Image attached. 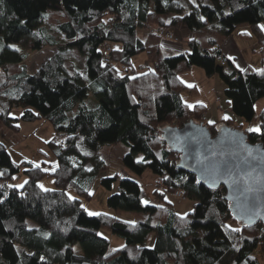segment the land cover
Returning a JSON list of instances; mask_svg holds the SVG:
<instances>
[{
	"label": "trees",
	"instance_id": "1",
	"mask_svg": "<svg viewBox=\"0 0 264 264\" xmlns=\"http://www.w3.org/2000/svg\"><path fill=\"white\" fill-rule=\"evenodd\" d=\"M239 25L251 26L264 52V0H0V123L17 133L21 122H50L57 160L38 168L31 160L16 162L0 140V264H264V224L236 221L225 189L197 183L179 169L180 154L161 136L163 127L190 119L213 135L222 125L236 126L233 119L209 123L205 104L185 101L200 89L180 75L197 66L224 81L234 113L256 119L264 75L218 60V45ZM163 27L187 28L194 36L185 50H172L155 30ZM106 44L111 64L104 60ZM49 46L56 53L31 73L27 57ZM73 51L84 57V69ZM143 52L148 64L137 74L134 59ZM91 94L96 99L89 105ZM258 121V132L244 131L252 143L264 144V109ZM105 143H123L128 170L139 176L151 171L162 181L153 194L164 204H144L142 183L116 174L99 179L110 190L119 183L107 198L115 214L88 215L81 205L93 198L106 167L99 152ZM21 171L27 183L11 185ZM51 176L55 188L44 191L39 182ZM171 193L196 201L193 210L177 213L166 200ZM29 220L37 226L30 228ZM102 229L125 243L110 251Z\"/></svg>",
	"mask_w": 264,
	"mask_h": 264
},
{
	"label": "rangeland",
	"instance_id": "2",
	"mask_svg": "<svg viewBox=\"0 0 264 264\" xmlns=\"http://www.w3.org/2000/svg\"><path fill=\"white\" fill-rule=\"evenodd\" d=\"M177 30V31H176ZM186 29L182 27L175 28L176 34L180 37L179 43H169L164 41L166 48H171L172 50L184 49L188 44V39L193 37H188L187 34L183 35L182 32H185ZM180 31V32H179ZM251 26L248 25H239L231 36L221 44L223 51L229 55V43H233L232 46L236 48L235 53L231 54L232 61L234 62L235 67L239 69H243L245 66H250L253 69L260 70L264 64L263 56L264 52L262 50V44H259L257 37H251ZM57 48L55 47H45V49L36 51L30 56L27 57V65L28 69L31 73L36 72L38 67L46 61L51 55L55 54ZM72 56L74 60L77 62L78 66L84 69V57L79 54L77 51L72 52ZM135 64H137V74L142 73L145 70V66L148 64L146 59V54L143 52L138 55L134 59ZM244 63V65H243ZM247 63V65H246ZM240 67V68H239ZM245 69V68H244ZM181 78L185 83L190 85H197L200 88L199 97L193 98L190 96H185V101L189 104L194 105L195 103L203 102L208 105V121H216V119L221 117H229V119H234V124L236 126H241L244 124L243 129L251 128V129H259L260 123L258 121V116L261 114V111L264 109V97L255 104V112H257V117L253 122H247L244 118L238 116L233 110L230 109L231 103H229L228 98L224 92L225 83L221 80L220 76H207L205 71L197 66L193 67L191 70L187 71V73L181 74ZM94 95L88 97L86 102L89 105L93 104L95 101ZM78 107L74 108L70 111L69 116H73L78 112ZM219 122V121H218ZM21 130L19 132H13L9 128L5 127L0 123V127L2 128V132L0 131V140L8 146L9 151L13 159L18 162L22 159L31 160L35 164L46 163L47 165L56 164V157L53 154V150L51 149V137L53 135V128L50 122H46L44 119H38L35 122H21ZM100 157L105 162L106 167L100 173V177L95 181L94 186L91 190L93 194V198L83 199V206L86 207L87 212H95V213H109L115 214L114 209L107 205V198L113 193L117 192L118 181L115 182L113 188L110 190L107 187H104L99 183V179L105 176H114L119 175L121 178H131L137 182H141L144 186L145 192H148L149 185L146 182L147 173L139 176L135 173L131 172L124 166L123 158L127 152H129V148L123 143H105L100 149ZM76 160V157H73ZM88 168H92V164H87ZM51 166L49 167V169ZM152 173V172H151ZM13 180L11 181V185L18 186L23 185L27 180V177L21 172L13 176ZM51 182L52 185L50 183ZM43 185L46 189L55 188L53 177H45L39 182V185ZM154 185V184H153ZM162 185V181L157 179L153 189L160 187ZM68 193L70 196H77L74 189H69ZM154 193V192H153ZM149 194L146 197V200L150 203H154L157 205L164 204V201L155 197L154 194ZM166 200L168 202H173L174 209L179 214H187L191 210H193V206L196 201L186 198L179 197L178 193H171L166 196ZM37 223L34 220H29V227H36ZM100 234L110 240V251L118 249L119 246H122L125 243L124 237L121 235H117L110 231L109 229H102ZM155 235L151 234V239L148 243L151 246L154 243ZM75 250L78 253H83V249L80 243H77L75 246Z\"/></svg>",
	"mask_w": 264,
	"mask_h": 264
},
{
	"label": "water",
	"instance_id": "3",
	"mask_svg": "<svg viewBox=\"0 0 264 264\" xmlns=\"http://www.w3.org/2000/svg\"><path fill=\"white\" fill-rule=\"evenodd\" d=\"M162 138L177 153L180 154L178 168L193 174L201 183L211 188L223 187L224 198L230 201V210L233 218L245 226H253L261 221L264 224V144L252 143L249 134L236 126L222 125L213 135L209 127L203 122L197 123L194 119L182 126L168 125L162 128ZM195 137L196 139H192ZM199 141L197 143L196 141ZM234 152L235 155H225L234 163L248 160L250 166L240 164L234 167L231 181L215 180L212 174L202 176L200 165L196 163V153L210 155L211 150ZM251 191L244 192L245 188ZM243 193V194H242Z\"/></svg>",
	"mask_w": 264,
	"mask_h": 264
},
{
	"label": "snow or ice",
	"instance_id": "4",
	"mask_svg": "<svg viewBox=\"0 0 264 264\" xmlns=\"http://www.w3.org/2000/svg\"><path fill=\"white\" fill-rule=\"evenodd\" d=\"M190 2L195 3V0H190ZM201 19H203V17H201ZM264 27V26H261ZM13 47V46H10ZM17 51H19V49H16ZM229 59H232L231 57H229ZM244 69H241V71H243ZM260 72L261 75H264V69H260L257 70ZM132 79H135V77H131ZM225 120L229 119V117L225 116L224 117ZM209 123H212L211 121ZM249 131H259V129H249ZM192 139H196L195 137H192ZM197 143H199V141H196ZM235 155L234 152H230V153H226L225 151H217L215 149L211 150V154L204 156L202 153H200L199 151H197L196 153V163L198 165H200V170H201V174L202 176H207L208 174H212L213 178L215 180H219V179H224L225 177H227L228 179L225 180V183H228L229 181H231L232 184H237L236 180L232 179V172H233V168L234 167H239L240 164H246L250 166V162L248 160H241L240 163H234L233 161L229 160V159H224L225 155ZM143 160V158H141V161ZM35 167H39V164H35ZM0 175H3V173H0ZM197 183H199V181H196ZM27 183V182H25ZM24 185H18L17 187H23ZM39 187H41L44 191H48V189L44 188V186L41 184L39 185ZM251 191L250 188H245L244 192H249ZM243 194V193H242ZM69 199L70 200H74V197H71L69 195ZM144 204H148L149 202L147 200L143 201ZM81 207H83V205H81ZM89 216H98L101 215L100 213H95V212H88ZM187 215V214H185ZM126 223H131V224H135L134 221L132 222H126ZM233 231H240V229L236 228L233 229ZM45 236H47L48 234L45 233ZM99 235V234H98ZM43 259V258H42Z\"/></svg>",
	"mask_w": 264,
	"mask_h": 264
},
{
	"label": "built area",
	"instance_id": "5",
	"mask_svg": "<svg viewBox=\"0 0 264 264\" xmlns=\"http://www.w3.org/2000/svg\"><path fill=\"white\" fill-rule=\"evenodd\" d=\"M156 32L158 33V35L160 36V38L162 39V41H166L169 43H179L180 37L176 34L175 30H172L169 27H163V28H155ZM222 48L221 45H218ZM217 46V47H218ZM110 48L111 45L106 44V50H105V62L108 64L112 63V58H111V54H110ZM218 60H220L222 63H227L229 61V57L228 55L223 51L222 53H220L218 55ZM179 197L182 198L181 193H178Z\"/></svg>",
	"mask_w": 264,
	"mask_h": 264
},
{
	"label": "crops",
	"instance_id": "6",
	"mask_svg": "<svg viewBox=\"0 0 264 264\" xmlns=\"http://www.w3.org/2000/svg\"><path fill=\"white\" fill-rule=\"evenodd\" d=\"M186 30H185V32H182L181 31V33H183V35H185V34H187L188 35V37L187 38H189V36H191V31L189 30V29H187V28H185ZM175 30V29H174ZM177 31V30H176ZM180 32V31H179ZM192 36H193V34H192ZM233 45V43H229V55L228 56H231V54H233V53H235V50H236V48L234 47V46H232ZM186 47H187V45L185 46V48L184 49H181V50H185L186 49ZM228 54V53H227ZM243 65H244V63H243ZM246 65H247V63H246ZM245 66V65H244ZM247 66H245L244 68H246ZM240 68V67H239ZM243 68V69H244ZM240 71H241V69H239ZM184 74V73H183ZM182 75H180V77H181ZM182 79V78H181ZM184 82V81H183ZM185 83V82H184ZM187 84V83H186ZM190 85V84H189ZM191 86H193V85H191ZM200 89V88H199ZM201 94V93H200ZM199 97V96H198ZM193 98H196V97H193ZM199 103H202V104H204L203 102H199ZM199 103H195V104H199ZM194 104V105H195ZM192 105V104H191ZM206 106H207V108H208V105L207 104H205ZM208 110H209V108H208ZM208 110H207V113H208ZM206 113V120L208 121V114ZM221 119H224L223 117H221V118H218V119H216V121H214V122H218V121H221ZM233 121H234V119H233ZM208 122H210V121H208ZM211 122H213L212 120H211ZM242 127H244V124L243 125H241ZM2 128L0 127V131L2 132V130H1ZM3 133V132H2ZM51 149L52 150H54L55 149V145L52 143L51 144ZM148 175H147V179H146V182L149 184V185H147V187H148V192H147V195H149V194H152L153 193V191H154V189H153V187L152 186H154L155 185V183L157 182V177L155 176V174H153V173H151V172H148L147 173ZM47 183H50L51 185H52V183L51 182H47ZM154 184V185H153Z\"/></svg>",
	"mask_w": 264,
	"mask_h": 264
}]
</instances>
